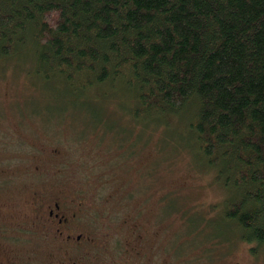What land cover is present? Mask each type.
Listing matches in <instances>:
<instances>
[{
	"label": "trees",
	"instance_id": "16d2710c",
	"mask_svg": "<svg viewBox=\"0 0 264 264\" xmlns=\"http://www.w3.org/2000/svg\"><path fill=\"white\" fill-rule=\"evenodd\" d=\"M24 57L63 97L116 91L134 123L184 122L226 190L216 229L264 244V0H0V61Z\"/></svg>",
	"mask_w": 264,
	"mask_h": 264
},
{
	"label": "rangeland",
	"instance_id": "374dc122",
	"mask_svg": "<svg viewBox=\"0 0 264 264\" xmlns=\"http://www.w3.org/2000/svg\"><path fill=\"white\" fill-rule=\"evenodd\" d=\"M22 60L0 61V140H9L7 152L16 149L6 168L17 174L9 197H1L22 211L39 183L58 182L70 194L80 187L84 198L73 194L74 200L91 209L78 222L93 229L113 264H124L138 229L144 252H155L154 264H264V244L252 253L253 244L216 229L226 190L179 141L184 122L134 123L116 91L102 90L100 99L63 97L53 80L34 74L30 59ZM212 233L221 238L208 239ZM33 237L36 247L46 244Z\"/></svg>",
	"mask_w": 264,
	"mask_h": 264
},
{
	"label": "flooded vegetation",
	"instance_id": "af4514ba",
	"mask_svg": "<svg viewBox=\"0 0 264 264\" xmlns=\"http://www.w3.org/2000/svg\"><path fill=\"white\" fill-rule=\"evenodd\" d=\"M8 141L0 140V264H113L102 255L108 256L106 246L93 229L78 222L91 209L78 194L80 187L73 186L71 195L58 182L39 183L29 191L22 211L11 198L1 197H9L10 187L17 182V174L6 168L16 156V149L7 152ZM73 194L82 198L75 201ZM135 232L138 244L126 247L124 264H154L155 252H144V233ZM35 233L46 241L43 247L33 244Z\"/></svg>",
	"mask_w": 264,
	"mask_h": 264
}]
</instances>
